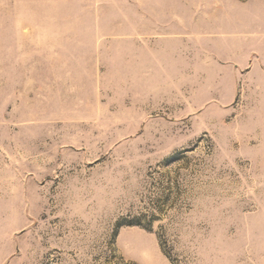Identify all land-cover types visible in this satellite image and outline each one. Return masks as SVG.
Instances as JSON below:
<instances>
[{
    "label": "rangeland",
    "instance_id": "1",
    "mask_svg": "<svg viewBox=\"0 0 264 264\" xmlns=\"http://www.w3.org/2000/svg\"><path fill=\"white\" fill-rule=\"evenodd\" d=\"M0 264H264V0H0Z\"/></svg>",
    "mask_w": 264,
    "mask_h": 264
}]
</instances>
